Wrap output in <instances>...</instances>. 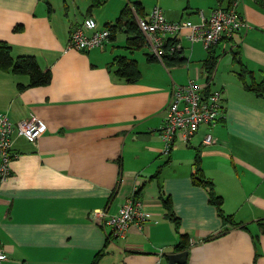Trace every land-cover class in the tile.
I'll return each instance as SVG.
<instances>
[{
    "label": "crops",
    "instance_id": "1",
    "mask_svg": "<svg viewBox=\"0 0 264 264\" xmlns=\"http://www.w3.org/2000/svg\"><path fill=\"white\" fill-rule=\"evenodd\" d=\"M233 1L208 0L204 11ZM88 6L90 0H0V41L13 57L33 55L51 72L46 84L20 87L29 74L0 69V111L14 122L36 116L47 125L35 142L15 136L12 172L0 182V240L8 253L0 264H90L98 252V264H169L166 254L183 251V235L188 256L174 264H264V93L246 87L264 79V0H238L245 24L210 48L181 35L183 63L166 65L146 47L138 81L109 66L138 50L116 43L117 33L90 50L69 47L73 28L95 18ZM174 10L163 8L169 20L198 22L202 9ZM210 55L218 57L208 81L222 90V115L189 141L176 136L167 153L160 131L173 87L193 78L205 85ZM198 152L225 212L250 230L224 221L208 189L193 180ZM138 190L148 220L113 234L94 212L114 214ZM168 197L177 225L166 214Z\"/></svg>",
    "mask_w": 264,
    "mask_h": 264
},
{
    "label": "built area",
    "instance_id": "2",
    "mask_svg": "<svg viewBox=\"0 0 264 264\" xmlns=\"http://www.w3.org/2000/svg\"><path fill=\"white\" fill-rule=\"evenodd\" d=\"M237 4L238 0H234L230 6L219 5L208 14L200 10L198 22L190 19L169 20L163 8L156 4L146 17L137 16V23L149 52L163 61L164 45L169 38L178 39L187 34L192 42L202 41L206 48H210L222 38L234 35L245 24L244 18L236 9ZM111 34L109 27H99L93 16H87L73 28L69 47L83 50L100 47L110 40ZM182 47L178 41L170 50ZM209 84L208 81L202 85L193 78L173 87L160 131L165 152H170L176 136L189 141L202 125L214 127L218 122L223 111L222 90L210 88L208 91L206 87ZM46 131V123L36 116L14 122L7 113L0 111V182L12 172L15 136H23L35 142ZM213 141L214 135L207 133L204 143L211 144ZM94 213L104 219L117 236H125L133 223L142 226L148 220V215L142 209V201L134 193L126 198L116 213L110 215L103 210ZM7 258L8 253L0 240V263Z\"/></svg>",
    "mask_w": 264,
    "mask_h": 264
},
{
    "label": "trees",
    "instance_id": "3",
    "mask_svg": "<svg viewBox=\"0 0 264 264\" xmlns=\"http://www.w3.org/2000/svg\"><path fill=\"white\" fill-rule=\"evenodd\" d=\"M105 0H90V9L93 7L100 5ZM137 16L145 17V7L141 0L129 1L127 2L121 14L117 17L115 22H108L106 25L110 28L112 34L111 36L115 38L116 31L120 28L124 29L128 36L126 38V47L129 49H139L146 46L145 38L138 26ZM178 42V39L169 38L167 43L164 45L165 53L163 55V62L166 65L183 63L188 59L187 56L182 55V51L184 47L171 51L172 45ZM150 57L156 58L154 54L151 52L147 53ZM149 57V59H151ZM217 56L210 55L204 62V68L207 73V80L212 79L213 72L216 68L217 64ZM109 66L115 67L116 73L126 78L128 81H138L142 77V70L139 66L138 60L129 55H116L112 62H110ZM0 69L4 71H13L16 73H27L30 75V82L28 84L20 83V87L25 86H34L46 84L50 81L51 72L49 70H44L40 67L37 60L33 55H19L18 57H13L12 49L10 44L5 41H0ZM245 71H249L246 67H243V70L239 73L243 76L245 75ZM246 87L252 91H255L259 94L264 93V79L261 81H252L251 83H246ZM210 85L206 87V90L209 91ZM201 154L198 152L195 158V167L196 172L193 176V180L198 183L204 185L209 192L210 202L213 203L218 211V214L223 218L224 221L231 223L234 226H240L243 228H248V225L242 221H236L232 215L227 214L223 208L224 199L221 195L216 192L215 183L212 179L207 178L201 167ZM158 175V174H157ZM139 190L134 193L135 197H137ZM164 206L166 207L167 216L173 220L176 225L179 223V218L175 214L170 198L164 199ZM259 226L264 234V220L259 221ZM260 234H255L254 239L257 245L258 238ZM188 236L183 235L181 242L177 245L179 250H185L188 246ZM101 256V252H98L95 259L90 264H98L99 258Z\"/></svg>",
    "mask_w": 264,
    "mask_h": 264
},
{
    "label": "rangeland",
    "instance_id": "4",
    "mask_svg": "<svg viewBox=\"0 0 264 264\" xmlns=\"http://www.w3.org/2000/svg\"><path fill=\"white\" fill-rule=\"evenodd\" d=\"M129 1L134 2L136 0H105L102 4L97 5V6L92 8L93 15L98 20L99 25H104L105 22H107V21L113 23V22H115L116 17H118L121 14V11H122L124 5ZM141 1L143 2V5L145 7V12H149L153 8L154 5L159 4L166 11L168 8H174L175 9L174 11L179 12L180 15L183 12L186 15V13L193 14L194 9H197V7L204 11L205 9H204L203 5L208 0H141ZM215 1L217 2V0H215ZM77 12L79 14L80 10ZM115 33H117V36L115 39L116 43L124 45L126 42V37H127L126 32L123 29H118ZM188 47H191V44H189ZM125 50H123V51H125ZM146 51H147L146 46H144L143 48H139L138 50H136L133 54L134 55L133 57L140 59L139 64L144 69H145V64H147V62L145 61V58L147 56L145 54ZM186 53L189 54L188 52H186ZM141 58H143V59H141ZM158 61H160V60L158 59ZM204 81H205V77L203 79V82ZM213 89L221 90L220 88H218V87L216 88L214 86H213Z\"/></svg>",
    "mask_w": 264,
    "mask_h": 264
},
{
    "label": "water",
    "instance_id": "5",
    "mask_svg": "<svg viewBox=\"0 0 264 264\" xmlns=\"http://www.w3.org/2000/svg\"><path fill=\"white\" fill-rule=\"evenodd\" d=\"M149 137L150 136L148 134H138V138L140 139H148ZM187 256L188 250L166 254L169 264L183 263L186 261Z\"/></svg>",
    "mask_w": 264,
    "mask_h": 264
}]
</instances>
